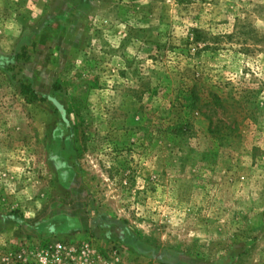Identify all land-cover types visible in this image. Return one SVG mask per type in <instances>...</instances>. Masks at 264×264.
Here are the masks:
<instances>
[{"label":"rangeland","instance_id":"obj_1","mask_svg":"<svg viewBox=\"0 0 264 264\" xmlns=\"http://www.w3.org/2000/svg\"><path fill=\"white\" fill-rule=\"evenodd\" d=\"M0 264H264V0H0Z\"/></svg>","mask_w":264,"mask_h":264},{"label":"trees","instance_id":"obj_2","mask_svg":"<svg viewBox=\"0 0 264 264\" xmlns=\"http://www.w3.org/2000/svg\"><path fill=\"white\" fill-rule=\"evenodd\" d=\"M195 43L199 42V39L197 37L194 39ZM63 83L61 81H57V83L54 85L53 89L55 92H61L63 90ZM187 89H182L180 92L177 94L179 102L182 103V109L185 110L186 112V117L183 118L181 121L176 123L175 129L178 132H192V117H194L196 114H202L204 117L208 118L210 121L209 124V132L212 134H219L221 133V128H224L225 123L223 121L217 122L214 124V121L212 120V114H219V112L225 113L226 114V104H227V99L224 97H221L213 92H211L206 98L203 96V94L200 92V89L198 91V86L194 85L192 87H189L186 85ZM21 94L27 98L31 102H45L47 98L45 97H40L38 93H36L33 88L30 85L23 84L21 86ZM235 100V104L238 103V99L232 98ZM206 111H203L205 110ZM213 114V115H214ZM195 118V117H194ZM229 119L231 117L229 116ZM236 123L232 122V125ZM226 130H229V134H226V138H222L225 141L229 140L230 137H234V133L237 131V128H231L228 126H225Z\"/></svg>","mask_w":264,"mask_h":264},{"label":"built area","instance_id":"obj_3","mask_svg":"<svg viewBox=\"0 0 264 264\" xmlns=\"http://www.w3.org/2000/svg\"><path fill=\"white\" fill-rule=\"evenodd\" d=\"M60 249L62 248V247H59Z\"/></svg>","mask_w":264,"mask_h":264}]
</instances>
